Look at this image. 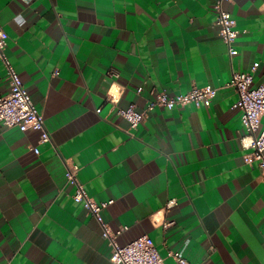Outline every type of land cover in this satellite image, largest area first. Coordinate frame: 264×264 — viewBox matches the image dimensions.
I'll return each mask as SVG.
<instances>
[{"label": "crops", "instance_id": "1", "mask_svg": "<svg viewBox=\"0 0 264 264\" xmlns=\"http://www.w3.org/2000/svg\"><path fill=\"white\" fill-rule=\"evenodd\" d=\"M217 2L0 0L5 52L51 134L40 142V131L0 124V264H114L72 197L67 160L91 197L113 200L103 216L128 226L120 245L148 235L165 264H179L170 251L187 264H264V172L245 161L228 85L254 67L253 85L264 84V0L224 3L241 31L233 57ZM207 85L218 89L210 105L156 107L135 129L119 113Z\"/></svg>", "mask_w": 264, "mask_h": 264}, {"label": "built area", "instance_id": "2", "mask_svg": "<svg viewBox=\"0 0 264 264\" xmlns=\"http://www.w3.org/2000/svg\"><path fill=\"white\" fill-rule=\"evenodd\" d=\"M231 0H218L215 5L219 34L228 46L230 57L237 53L234 45L241 31L237 26L236 19L231 12L225 9L224 3ZM8 32L0 23V60L5 65L7 77L10 83L8 94L0 95V124L4 127H18L22 131H40V142H50L51 134L45 123V116L32 102L31 97L24 87L13 63L10 61L5 50L8 44ZM235 71L228 85L234 87L239 94V99L234 107L242 111L241 120L246 134L242 136V142L246 149L245 161L249 164L256 162L264 172V84L253 85V71ZM218 89L212 85L204 87L193 86L186 93L171 95L162 89L155 92V98L143 110H137L134 106L120 108L119 113L129 122L131 129H135L145 121L149 113L156 107L174 109L194 104L197 107L210 105L217 95ZM115 94L111 101L115 102ZM39 153V148H33ZM80 167L74 162L67 160V182L75 186L73 199L82 204L89 214L94 216L102 228V236L112 248L110 259L114 264H165L164 257L159 253L154 240L148 236H140L130 243L122 246L117 238L128 229V226H120L113 230L103 216V210L113 203V200L97 201L91 197L84 184L78 178ZM171 200L169 203H173ZM179 264H187L179 252L170 251Z\"/></svg>", "mask_w": 264, "mask_h": 264}]
</instances>
